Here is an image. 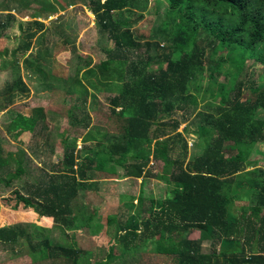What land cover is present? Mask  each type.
I'll list each match as a JSON object with an SVG mask.
<instances>
[{"label":"trees","instance_id":"trees-1","mask_svg":"<svg viewBox=\"0 0 264 264\" xmlns=\"http://www.w3.org/2000/svg\"><path fill=\"white\" fill-rule=\"evenodd\" d=\"M155 1L168 19L146 34L137 33L135 26L150 11V0H85L94 15L100 60L93 64L90 56L82 58L64 36L61 41L73 56L67 77L47 68L51 51L47 37H41L46 25L40 19L66 8L63 1L14 0L13 6L3 5L0 38L8 37L17 20L12 9L32 10L12 59L3 61V66L13 67L0 98L3 108L30 95L19 65L24 58L26 69L51 87L59 85L67 92L73 86L108 91L111 114L105 115L116 131L108 134L107 143L96 138L99 133L91 126L86 90L67 114L72 125L88 129L82 136L84 144L94 145H84L87 154L80 155L79 136H66L62 142L68 149L60 166L64 170L14 190L15 209L23 203L55 222L49 229L34 223L26 227L23 222L0 225V244L6 249L28 244L33 264H134L143 256L139 250L161 254L165 264H264V161L256 156L264 145V81L246 82L248 59L264 67V0ZM35 3L39 7L32 8ZM36 36L37 54L32 51L25 58ZM217 47L233 55L229 58L235 67V73L221 79L220 94L215 85L225 60L222 52L213 58ZM8 52L0 49V57ZM204 78L216 113H208L205 124L198 125L199 149L187 159L189 142L178 130L198 107ZM46 118L42 107L30 115L20 111L10 131L15 130L13 137L23 143L22 133L32 132ZM3 142L0 139V183L12 186L20 178L27 151H6ZM111 161L124 169L125 177L163 180L165 194L151 198V204L138 212L135 194L121 196L126 200L124 211L105 218L107 232H113L112 243L101 254L87 255L75 240L56 242L51 231L75 228L73 202L93 186L101 170H109ZM162 161L158 173L148 170ZM146 199L140 195L137 203ZM96 215L95 211L88 220ZM113 223L115 230L109 231ZM195 231L200 237L193 240L189 236ZM205 242L209 251H204Z\"/></svg>","mask_w":264,"mask_h":264},{"label":"rangeland","instance_id":"rangeland-1","mask_svg":"<svg viewBox=\"0 0 264 264\" xmlns=\"http://www.w3.org/2000/svg\"><path fill=\"white\" fill-rule=\"evenodd\" d=\"M48 3L55 2V0H46ZM59 1V0H58ZM62 4H65L64 9L59 8L58 12H54L48 18H40L43 20L47 27H51L53 31L44 33V36L47 37L49 45V50L51 51V60L46 61L49 62L47 68L51 69L53 74L60 75L67 77V75L72 73L70 70V60L73 57L72 53L69 50H65L64 46L59 43L61 36V27L64 25L66 26L68 32L64 33V36H68L75 43V47L78 49V52L81 55H87L94 48H96V43L99 41L98 33L95 26V19L93 18V13L89 10V7L85 5V0H61ZM151 0V8L149 12H145V17L141 21L136 24L137 33H140V29H147L146 34L160 22L168 19V15L163 11L162 5L158 1L152 3ZM6 2V3H5ZM8 4V6H13L14 0H0V12H3V5ZM58 4V3H57ZM39 7L38 4H34L32 8ZM32 10H28L23 13H18L17 10L12 9L11 13L15 14L16 22H14L13 26L8 29V37H1L0 38V49H8V53L4 56L0 57V98L3 99V88L8 80L11 79V74L13 71L12 65L9 63L6 67L3 66L4 60H11L12 59V51L18 46L20 42V36L23 30V26L25 22L31 20L32 17L29 15ZM28 14V15H27ZM71 18V19H69ZM69 19V20H68ZM63 21V23H62ZM58 23H62V25H58ZM152 26V28H151ZM60 28V33H57V29ZM151 28V29H150ZM143 33V32H141ZM37 36L34 40V45L30 49V51L26 54L25 58H28L29 54L33 51V55L37 53L35 50L38 47V40ZM59 43V45H58ZM52 44H57L56 46ZM224 48H216L213 51V58H218L219 54L222 52L223 58L225 63L223 64V71L217 77V84L215 85L216 91L219 94L223 91V85L220 82L221 79L229 78V74L234 72L235 67L232 64L231 57L232 54L229 52L221 51ZM50 55V53H49ZM48 58V55H46ZM19 65L21 67V73L23 75L24 80L28 83L30 87V95L24 97L21 100H18L14 103L9 104L8 106L3 108V104L0 100V138L5 139L4 147L5 149H10L13 151H17L19 148H24L28 150V137L32 136V143L33 140L37 143H33V148L41 150L42 148H46V138L49 142V146L51 145L52 149L56 150V155H60V164L64 163V156L67 152L68 147L63 144V138L69 135V137L79 136L77 148L80 149V155H86V149L84 145H88L91 147L94 144H90L89 141L84 144L82 141V136L87 132L88 129H84L83 125H72L70 121V117L68 116L69 111H73L74 105L81 101L78 98L81 96L86 95V88L81 86H73L71 87L69 92H63L61 90L53 89H45L42 90L40 87V83H43L42 80H35V72H31L30 70L26 69L27 65L24 61V58L20 59ZM247 67V75H246V82L249 83L250 81L253 82H262L264 81V67L262 64L254 61L253 59H248L246 61ZM233 78H235L233 76ZM33 80V81H29ZM232 80V77L230 78ZM226 80H223V82ZM40 82V83H39ZM203 84L202 94L199 96V105L194 111L191 120L182 122L178 131L183 132L186 140L189 142V150L187 154V159L194 158L197 154L199 147L196 146L198 143L199 136H198V125L200 123H204L207 121L206 115L210 112L216 113L215 110V101L211 99L209 92L206 91L208 82L206 78L202 81ZM56 90V91H55ZM88 94V101L92 100L93 103H96L97 106L95 107L96 110L92 112L94 116L92 128H96L97 132L99 133L98 139L103 140L105 143L109 141L108 134L116 132L114 130L112 122L107 118L106 115H110L111 111L110 102L107 99V93L100 94L98 92H94L92 90H87ZM203 97H207V100ZM209 102H214L213 104L209 105ZM42 107L47 110V118L44 122L46 125L42 123L38 127L34 125V128L31 130L32 132L28 133L27 138L24 137L23 143L17 142L6 133L5 128L8 123L11 122L13 118L18 114V112H24L26 114H32L36 108ZM5 109V110H4ZM106 114V115H105ZM264 115V112L262 113ZM91 116V118L93 117ZM174 117H178L181 119L179 114H175ZM3 127V130H1ZM37 128V130H36ZM35 130V131H34ZM34 131V132H33ZM83 133V134H82ZM38 134V135H37ZM7 135L11 138V140L7 137ZM31 142V140H30ZM42 142L45 145H41ZM97 143V141H93ZM48 145V144H47ZM83 146V148H82ZM82 148V149H81ZM178 151L181 150L180 147L177 149ZM28 156V152H27ZM257 158H261L264 161V145L260 148V153H256ZM174 158H177L178 155H173ZM255 157V156H254ZM54 161H48L49 169H51V165L54 164ZM40 160L38 158L25 160L23 163V171L20 173V178L15 180L16 182L21 183L23 181H28V175L31 178L39 179L40 172L42 165L39 164ZM110 168L108 171L101 170L100 176L94 180H92L93 186L87 191H81L82 196L78 197L75 205L72 207L77 215V220L74 222L75 228L70 230L71 233L78 231L82 233V237L78 238V245L77 247H82L85 251H87V255L92 252L96 254H101L105 249H107L112 243V234L113 232L108 233L107 229L108 226L106 224L105 218L109 214H121L124 211L125 205H122V194H135L136 197L140 193L141 195L152 197L153 194L159 196L161 194H165L167 184L163 180L157 181V179H153V176H145L143 177V182H140L138 179L134 178H125L124 169L119 166V164L115 161L110 162ZM162 162H156L155 164H151L148 167V170L151 171L153 174L155 172H159L163 165ZM14 168V167H13ZM161 171V170H160ZM108 175L107 177L103 178V176ZM95 192V193H94ZM1 195V194H0ZM5 198L1 200L2 203H5V208L2 209L4 215H2L3 220L7 219V222L13 223L16 221L17 218L24 220V215H28L24 213L25 210L28 212V208L24 209L22 206L23 203H20L19 209L22 210V215H18L17 212L13 211V206L16 204L17 199L16 195L12 192L6 193ZM140 198H135L134 202L137 204V207L134 209L135 212L142 211L146 208L150 203H146V201L140 203ZM126 201V200H124ZM122 206V207H120ZM18 209V208H17ZM96 211L97 215L94 217L92 221H89L88 218L91 214ZM20 216V217H19ZM104 218V219H103ZM28 218L23 221V224L27 227L28 226ZM19 223V222H15ZM96 225V226H95ZM96 228V230H95ZM115 224L113 223L109 227V231H112ZM93 230L96 233L93 235ZM56 242H69L70 238L67 237V233L63 232V230H58ZM59 236V237H58ZM91 247L95 250H91ZM11 249L12 251H9ZM6 249L2 244H0V264H28V244H22L20 246H12ZM30 250V249H29ZM164 262V259H163ZM86 264H89L86 262ZM92 264V263H90Z\"/></svg>","mask_w":264,"mask_h":264},{"label":"crops","instance_id":"crops-1","mask_svg":"<svg viewBox=\"0 0 264 264\" xmlns=\"http://www.w3.org/2000/svg\"><path fill=\"white\" fill-rule=\"evenodd\" d=\"M152 3H154V0L152 1ZM150 4H151V0H150V2H149V9H150ZM94 18V17H93ZM69 19H71V18H69ZM68 19V20H69ZM62 23H63V21H62ZM62 23H58L57 22V24L58 25H62ZM140 30H142V31H147V29H140ZM46 31L47 32H50V31H53L52 30V28L51 27H47L46 26V30L44 31V33H46ZM66 32H68V30H67V28H66V26L64 25V23H63V26L61 27V36H63V37H60V42L59 43H61L63 46H64V48H65V50H69V49H66V45L61 41V39L63 40V38H64V33H66ZM44 33L42 34V36H44ZM57 33L59 34L60 33V28L59 29H57ZM47 34V33H46ZM71 40V39H70ZM72 41V40H71ZM73 42V41H72ZM59 43H58V45H59ZM47 44H48V46L50 45L49 43H48V40H47ZM52 45H54V46H56L57 44H52ZM75 45V43L73 42V46ZM72 46V47H73ZM76 46V45H75ZM98 45H97V43H96V48H94L93 50H92V52H90L89 54H87V55H81L79 52H78V49H77V53L79 54V56H81L82 58H87L88 56H90L91 58H92V63L94 64V63H96L97 61H99L100 59L98 58V56H97V53H99V51H98ZM70 51V50H69ZM101 55V54H100ZM101 57H102V55H101ZM60 76V75H59ZM68 76V75H67ZM62 77H64V76H62ZM40 78H41V76H39V75H35V80H37V81H39L40 80ZM29 81H33V80H29ZM40 83V82H39ZM54 84H58L57 82H54ZM28 86H29V82H28ZM40 87H41V89L42 90H45V89H48V88H50V89H55L56 88V90H61V91H63V92H67L66 90H64V89H62L59 85H58V87H55V85H53L52 87H51V85H49V84H44V83H40ZM103 87V86H102ZM55 90V91H56ZM71 90V89H70ZM69 90V91H70ZM89 90H92V91H94V92H98V93H100V94H103L104 92L105 93H107V94H109V92L108 91H105V90H94V89H89ZM89 105H90V107H89V110H90V114H91V116H93L92 115V112L94 111V110H96V106H97V104L96 103H93L92 102V100H90V102H89ZM5 110V109H4ZM44 111H46L47 112V110L44 108ZM93 120H94V116L92 117V123H91V126L93 127V125H95V122H93ZM12 121V120H11ZM11 124V122L10 123H8V125L6 126V127H4L5 128V131H6V133L7 134H9V136H11L12 138H14V140L15 141H17V142H19L18 140H16L15 139V137H13V135H15L16 133V131L15 130H12L11 129V131H10V127H9V125ZM1 130H3V127H1ZM27 132L28 133H30L29 131H26V132H24V133H22L23 134V137H25V138H27V136L26 135H28L27 134ZM22 134L21 135H19V138H20V136H22ZM31 134V133H30ZM32 135V134H31ZM8 135H7V137L11 140V138L9 137ZM1 139V138H0ZM32 136H30V137H28V143H30L31 145H28V150H26L27 152H28V156L26 157V159L28 158V163H29V159H33L34 160V158H38L39 160H40V162H39V164L40 165H42V168H41V172H40V177H39V179H34V178H31L29 175H28V181H23L22 183H21V185L22 184H25V185H28V186H30L32 183H37L39 180H40V178L41 177H45V178H50V176H52L53 174H59L60 172H62L63 170H64V168L63 167H60L61 166V164H60V155L61 154H58L56 157H55V155H56V150L55 149H52V147H51V145L49 146V142H48V140H47V138H46V140H45V142L48 144H46V148H42L41 150H38V149H35V148H33V143H37L36 141H34L33 140V143H32ZM79 139V138H78ZM2 140H4L5 141V139H2ZM30 140H31V142H30ZM62 140V139H61ZM78 141V140H77ZM3 144H4V142H3ZM42 146L43 145H45L43 142H42V144H41ZM6 151H13V149L12 150H10V149H7ZM54 158L56 159V161H54V164H52L51 165V169H49V166H48V161H52V160H54ZM108 175H105V176H103L102 177V179L103 178H105V177H107ZM125 178H128V177H125ZM134 179H138V180H140V182H143V179L142 178H134ZM153 179H157V181H159V180H161V179H159V178H157V177H154ZM16 180H18V179H16ZM20 186V183H18V182H16L15 180L13 181V183H12V186H8V185H5L4 184V182H1L0 183V203H1V210H0V225H2V224H13V223H15V222H23L26 218H28V224H30V223H34V224H36V225H38V226H42V227H45V228H53L54 227V224H55V222H54V219H53V217H50V216H45V215H41L40 213H38V212H36L35 210H34V208H32V207H24V209H27L28 208V212L25 210V212L24 213H27L28 215H24V216H22V217H24V220H21V219H19V218H17V220L16 221H13V223H10V222H7L8 220L7 219H4L3 220V217H2V215H4V212L2 211V209L3 208H5V206H6V204L5 203H2L1 202V200L3 199V198H5L4 196H5V194L6 193H10V192H12V193H14V190L16 189V188H18ZM95 193V192H94ZM15 194V193H14ZM128 194H131V193H128ZM124 195H127V194H122L121 196H124ZM140 193L137 195L138 197H136V198H140ZM82 196V194L80 193L79 194V196L78 197H81ZM151 198L152 199H156V195L155 194H153V196L152 197H150V196H148L147 197V199H146V203L148 204V203H150L151 204V202H150V200H151ZM77 200V199H76ZM124 200L122 201V205L124 204ZM17 203V202H16ZM75 205V202H73V206ZM19 206H21V204H19ZM19 206H18V209H15L14 208V206H13V211H15V212H17L18 213V215H22V210L21 209H19ZM22 206H24V204H22ZM149 206V205H148ZM147 206V207H148ZM6 209V208H5ZM74 213V212H73ZM92 215V214H91ZM90 215V216H91ZM20 217V216H19ZM32 229H34V228H32ZM95 230H96V228H95ZM59 232H58V229H54L53 231H51V238L52 239H54V240H56L57 239V234H58ZM67 233V237H69L70 238V240H75L76 242H77V244H78V238H80V237H82V233H85V231H83V232H79V230L78 231H75V232H73V233H71L70 231H67L66 232ZM96 233V231L93 233V235ZM59 237V236H58ZM200 237V232L199 231H195V232H192V234H190V236H189V238H191V239H193V240H196V239H198ZM146 246V245H145ZM144 246V247H145ZM79 248V247H78ZM91 250H94L92 247H91ZM28 251H29V249H28ZM95 251V250H94ZM145 250H142V253H141V251L139 250V252H137V253H140V254H142L143 256H142V258H136L134 261H135V263L134 264H165L164 262H163V256L161 255V254H159V253H157V252H152V253H145L144 252ZM204 251H209V245H208V242H205L204 243ZM91 253H92V251H91ZM131 253V252H130ZM146 254H148L149 255V257H145L144 255H146ZM28 259H29V262L30 263H28V264H33L32 262H33V258L30 256V255H28ZM46 263H43V264H50L49 262H47V261H45ZM89 264H90V262H88ZM92 264H94V263H92Z\"/></svg>","mask_w":264,"mask_h":264}]
</instances>
